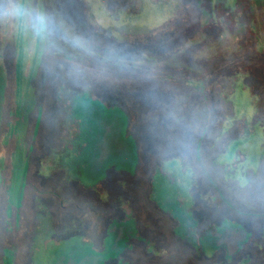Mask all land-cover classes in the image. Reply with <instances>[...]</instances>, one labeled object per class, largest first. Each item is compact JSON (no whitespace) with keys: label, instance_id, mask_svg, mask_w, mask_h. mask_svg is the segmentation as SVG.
Returning <instances> with one entry per match:
<instances>
[{"label":"rangeland","instance_id":"374dc122","mask_svg":"<svg viewBox=\"0 0 264 264\" xmlns=\"http://www.w3.org/2000/svg\"><path fill=\"white\" fill-rule=\"evenodd\" d=\"M0 264H264V0H0Z\"/></svg>","mask_w":264,"mask_h":264},{"label":"flooded vegetation","instance_id":"af4514ba","mask_svg":"<svg viewBox=\"0 0 264 264\" xmlns=\"http://www.w3.org/2000/svg\"><path fill=\"white\" fill-rule=\"evenodd\" d=\"M87 147L88 150L86 153L89 157H91L92 151L90 150L89 145ZM91 165L92 163L89 162L87 167L89 168ZM85 171H87L86 167ZM171 204L174 205H172V207L166 206L159 209L161 211H171L172 213H176V215L167 214L174 224L173 235L180 241H184L191 246L198 247L201 255L204 256L205 259H207L208 251L212 252L211 257L213 258L217 257L219 253L222 252H225L223 258L226 260L235 259V257H239V254L245 255V257L242 256V260L246 258L247 254H245V251L248 245H250V242L248 241V243L246 240L247 238H252L253 234H255L253 228L249 230V233L242 235V226L236 224L232 221V219L225 215L219 223L214 224L215 227L210 225L211 228L198 233L200 231L199 218L196 217L194 212L184 213L182 208L175 207L180 203L175 202L174 200H171ZM238 235H240L241 238L240 240L235 241V237ZM229 252L233 254H229ZM247 257L249 256L247 255ZM249 258L252 263H255L260 257L255 259V256H251Z\"/></svg>","mask_w":264,"mask_h":264},{"label":"clouds","instance_id":"9594fccd","mask_svg":"<svg viewBox=\"0 0 264 264\" xmlns=\"http://www.w3.org/2000/svg\"><path fill=\"white\" fill-rule=\"evenodd\" d=\"M13 15H17V16H28V15H30V13L28 12V10H26L24 8H18L16 10V12L13 13Z\"/></svg>","mask_w":264,"mask_h":264},{"label":"crops","instance_id":"0c3cea01","mask_svg":"<svg viewBox=\"0 0 264 264\" xmlns=\"http://www.w3.org/2000/svg\"><path fill=\"white\" fill-rule=\"evenodd\" d=\"M174 19V17L173 16H171V17H169V18H167V22H169V21H171V20H173ZM167 22H165V23H167Z\"/></svg>","mask_w":264,"mask_h":264}]
</instances>
